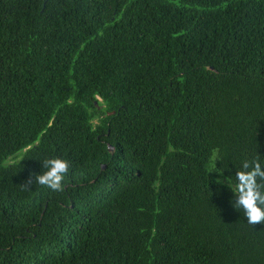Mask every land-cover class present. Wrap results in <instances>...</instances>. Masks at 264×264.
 Listing matches in <instances>:
<instances>
[{"label":"trees","instance_id":"16d2710c","mask_svg":"<svg viewBox=\"0 0 264 264\" xmlns=\"http://www.w3.org/2000/svg\"><path fill=\"white\" fill-rule=\"evenodd\" d=\"M257 156L264 0H0V264H264Z\"/></svg>","mask_w":264,"mask_h":264},{"label":"clouds","instance_id":"9594fccd","mask_svg":"<svg viewBox=\"0 0 264 264\" xmlns=\"http://www.w3.org/2000/svg\"><path fill=\"white\" fill-rule=\"evenodd\" d=\"M43 168L45 171L35 176V182L53 192H62L65 177L70 172V162L52 157L43 161ZM32 175H29L25 186L31 185ZM217 183L223 185L224 180L218 178ZM228 187L234 194L232 206L243 211L247 223L253 227L264 224V163L261 159L257 156L243 161L234 182L228 181Z\"/></svg>","mask_w":264,"mask_h":264}]
</instances>
